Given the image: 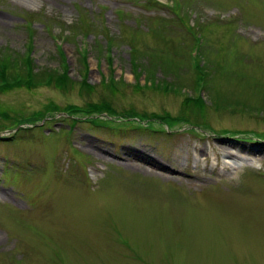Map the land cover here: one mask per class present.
<instances>
[{
    "label": "rangeland",
    "instance_id": "obj_1",
    "mask_svg": "<svg viewBox=\"0 0 264 264\" xmlns=\"http://www.w3.org/2000/svg\"><path fill=\"white\" fill-rule=\"evenodd\" d=\"M28 56L71 84L0 91V264H264V0H0Z\"/></svg>",
    "mask_w": 264,
    "mask_h": 264
},
{
    "label": "trees",
    "instance_id": "obj_2",
    "mask_svg": "<svg viewBox=\"0 0 264 264\" xmlns=\"http://www.w3.org/2000/svg\"><path fill=\"white\" fill-rule=\"evenodd\" d=\"M159 4H162V3L158 2L157 5H159ZM134 51L135 50L132 49V52H134ZM29 59L30 58L28 56L27 57L28 62L26 63V65L23 63V67L21 69V71H23L24 75L14 73V74H16L15 77L12 76L11 75L12 73L9 72L7 63H5V62L0 63V91L10 88L11 87L10 83L12 81H16L17 79H19V80H17V82H22L23 80H25L26 84H28V85L35 84V83L41 84V85H43V83H48V84L54 83L57 87L60 85L59 87H63L65 89L69 88L71 81L68 79V77L65 74H61V73L59 74L58 73L59 75L55 76L51 73L50 74L47 73L46 71H44L42 73H35L34 68L31 64V61H29ZM22 62H24L23 58H22ZM205 67H206V64L200 66V68H204V69H205ZM39 78H41V79L39 80ZM205 78H206V81L204 83H205V87H207L208 77H205ZM31 86L33 87V85H31ZM156 86H157L156 83L152 84L153 88H155ZM167 87H168V85H166V89H167ZM175 92H178V89H176ZM192 101H195L194 97H188L187 100L185 101L184 105L185 104H186V106H188L190 104L194 105L195 108H197V110H200L199 111V112H201L200 116L204 115L203 113L205 111V103L203 106L200 105L199 106L200 108H198V106L196 104H194ZM195 102H197V101H195ZM197 103H199V102H197ZM57 111H58V109L55 108V109L46 111L45 115L37 113L36 115L34 114V115L29 116L28 118H25V121L33 122L35 120H39L40 117L45 118V116L48 115V113H51V112L56 113ZM80 111H81V109L71 107V108L67 109L65 112H66V114L70 115V117H71V114L73 112H80ZM89 111L93 112V114H95V115H99L102 113L114 114L113 109L107 103L90 104ZM121 115H123V116H121ZM120 116L121 117L126 116L127 118H134V119L138 120L139 122L142 121L143 119H145V117L135 113L134 111L127 112V113L125 112L124 114H120ZM139 116H141V117H139ZM181 117L184 120L180 119V116L173 117L170 114H168L167 117L164 118V122H167L168 124H175V123H179L181 121H188V120L190 122V118L187 117V115H183ZM155 118H156V116L153 117V119H155ZM197 118H200V117H197ZM197 121H198V119H197ZM193 126H194V124H193ZM195 126H201V124H198Z\"/></svg>",
    "mask_w": 264,
    "mask_h": 264
},
{
    "label": "bare ground",
    "instance_id": "obj_3",
    "mask_svg": "<svg viewBox=\"0 0 264 264\" xmlns=\"http://www.w3.org/2000/svg\"><path fill=\"white\" fill-rule=\"evenodd\" d=\"M150 159V158H149ZM159 164V162H157V160H155V159H151V161H150V163H146V165H151L152 167H153V169L155 168V169H160L161 168V166H159L158 165ZM163 169V168H162ZM148 171H150V170H148ZM152 172V171H151Z\"/></svg>",
    "mask_w": 264,
    "mask_h": 264
}]
</instances>
